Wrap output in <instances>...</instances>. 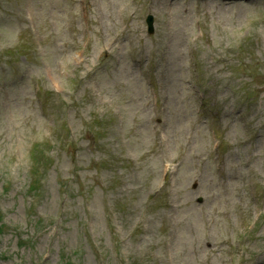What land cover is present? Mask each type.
<instances>
[{
  "label": "rangeland",
  "instance_id": "374dc122",
  "mask_svg": "<svg viewBox=\"0 0 264 264\" xmlns=\"http://www.w3.org/2000/svg\"><path fill=\"white\" fill-rule=\"evenodd\" d=\"M68 1L75 3L72 10L78 39L81 38V33L78 32L79 28L87 27L91 33L90 49L87 51L94 54L92 60L106 56L104 53L100 56L97 55L101 44L108 46L113 40H116L111 47L112 55L95 63L98 66L94 75H86L77 65V48L67 52L62 50L63 39L68 35V26L63 18V10L65 7L69 8L68 4L63 5V0H14L15 5L10 2L7 4V0H0V41L10 42L17 39L19 27L14 23L15 12H22L25 15L23 8L27 7L31 10L33 17L36 14L37 31L34 30L33 37L38 44V49L45 52L42 57L49 60L45 62V66L49 68L48 72L51 78L55 81L58 80L63 89L69 88L74 93L73 97L78 101L76 109L69 114L68 122L78 134L79 159L77 164L80 166L81 176L85 183L84 190H87V186H89L93 191V194L88 197L87 205L91 208L90 222L95 233L97 234L98 231L105 228L104 214H108L111 218L113 213L115 218H118L124 212L131 211L128 196L123 192L124 186L118 182V179H127L133 187V194L141 197L142 205H144L146 204L144 202L146 193L150 189L153 179L158 177L160 150L157 148V136L153 138L151 135L152 129L149 123L152 118L151 105L140 76L141 71L147 70L145 59L153 48L151 40L142 37L143 27L139 22L140 14L148 11L146 8L149 6L150 10L151 8L157 10L156 14L159 15L156 16L159 27L154 37V40L159 43L154 46V50H160V52L153 67L156 69L159 62L163 61L165 73L162 85L168 87L167 98L164 102H167L170 113L166 130L162 134L165 140L162 149L170 151L172 145L175 146L177 143L183 142L193 118L192 102L194 105L196 104L197 92H201L205 97V106L210 108L217 118V127H220L225 138L232 142L233 153L230 157L232 156L233 161L225 164V173L222 177L216 176L212 170L210 157L207 155L206 133H203V129L198 127L197 133L202 132L203 138H200L196 132L192 133V147L189 145L188 159L179 173V185H182L183 192L184 188H191L189 201L193 205L191 211L194 214L191 216L194 220L183 218L180 213V226L173 229L166 245L162 246V240L158 236L153 238L155 233H152L150 238L129 242L123 249V256L128 264L139 259L143 260L142 264H229V258L235 259L234 253L227 250L224 254H218L215 248L220 238H224L227 242L231 240V235L234 232V214L238 207L243 210L245 218L250 214L246 192V182L251 177V172L248 169L250 167L256 170L264 168V126L260 127L261 122L264 121V79L258 80L260 86L257 87L256 102L247 107L240 103L236 96L230 95V92H235L234 86L240 82H235L229 68L233 66V62H236L234 61L236 53L242 50V57H245V52H248L249 56L257 62L255 65L247 63L248 66L252 68L258 66L264 70V11L261 7L264 0L229 5L219 3L217 0H176L175 8H170L172 16L168 14L167 17L166 8L160 0H153L154 2L136 0L133 3L130 0H89L90 11L82 21L77 20V0ZM24 5L26 6L23 7ZM126 13H133V16L127 29L122 31ZM45 15L48 28L41 27L40 19ZM198 16L204 37L190 45L196 34V27L193 26L194 19ZM33 17L26 16L30 22L33 21ZM160 19H163L161 24L159 23ZM256 25L261 28L254 29ZM45 33H48L49 39L57 45L56 47L50 45ZM248 36L255 38L256 41L254 39L245 40V37ZM44 41L48 47L42 44ZM190 47L195 50V58L189 54ZM38 49L37 51H39ZM117 50L118 55H115ZM138 55L143 56L140 71H137L134 62H132L137 59ZM116 58L119 60L114 61ZM192 59L199 67V79L203 81L204 85L196 83L197 77L192 76L190 70ZM26 67H23L17 74L14 73L15 70L9 71L6 76L1 78L2 84L8 89V101L11 103V109L17 115L16 119L20 120L34 112V119L39 120L33 126L27 125L24 128L25 131L22 130V127L16 130L14 137L19 142L18 154L20 157L24 152L22 148H19V145L21 146L23 143V135H39L44 131L46 123L39 117L38 112L33 110L32 102L29 101V97L31 98L29 77L39 75L40 67L35 64V69L28 74ZM66 72H77L75 73L77 75L72 74L74 78L68 79ZM166 82H171L172 89ZM211 84L213 88H210L208 94H205ZM90 86L93 89L97 86V90L104 100L116 102L119 105L124 119L123 123L126 125V133L130 136L127 149H124L120 143L115 144L114 139L105 136L117 127L118 120L115 119L117 114L110 110V105H105L95 98V92L90 89ZM76 87L79 88V92L75 90ZM95 112L101 116L113 118L114 123L108 124L103 130L101 138L99 137L101 142L93 146L94 150L90 149V153L93 154L90 156L88 151L94 144V139L87 135H79V133L82 129L84 132L92 130L95 123H102L103 120H106L105 117L99 120L92 119L90 125L85 126L84 124L89 122V118ZM61 118L62 115H59L53 120L58 121ZM3 122H6V115L0 100V133ZM135 123L138 124V127L133 129L132 125ZM245 124H250V127L257 130L256 136L252 140H248L249 133ZM81 126H83L82 129ZM256 140L259 141V145L254 148L253 144ZM8 149L7 145L0 143V154H5L9 151ZM127 151L137 154L139 163L137 170L133 168L129 156L121 159ZM56 156H58L57 163L64 173L71 171L73 173L75 166L68 161L71 158L63 153H57ZM93 159H103L100 167L92 165L91 160ZM202 159L203 162H201ZM0 162H3L0 165L1 177H6L9 168L7 163L11 160L4 156ZM96 170H103V179L110 186L106 191L96 187L93 176ZM136 174L143 179L141 186L135 185ZM51 176L53 175L51 174ZM47 179L49 185L44 198L38 203L37 211L53 215L56 210L57 187L52 184L53 181L50 180V177ZM116 182L118 188L115 187ZM194 182L198 184V195L204 199L201 204L206 213L203 222L205 228H208V237L205 239H202L199 231L201 221L198 203H194L197 193L192 187ZM204 183L205 187H202L201 190L200 186ZM21 189L22 186L12 185L7 196L1 198L0 217H3L2 224L6 228L0 222V227L2 226L4 230V233L2 232L0 235V264H11L9 260L2 258L6 257L9 251L13 254L20 251L17 258L23 253L16 247L15 239L12 238L15 235L12 227H25ZM15 191L19 192L13 194ZM103 194H106L107 197H103ZM102 204H106L109 211L102 213ZM67 205L72 219L66 225L68 230L63 231L62 235L69 238L73 248V244L80 238L77 231L76 239V228L78 230V224L84 222L87 210L82 207L83 203L79 198V193L77 197H72ZM144 208L145 216L150 217L153 224L159 225L162 212L158 213V209L150 204L145 205ZM135 217L136 214L133 213L132 219ZM175 222L171 221L169 228ZM190 222L193 223L192 227L188 225ZM129 225L128 223L127 229ZM260 230L264 236V224L261 225ZM48 235L49 233L45 235L46 241ZM77 244L78 247L82 245L80 240ZM59 245L60 242L55 244L50 252L51 264L57 263L56 249ZM154 245L157 247H153ZM82 249L86 255L84 264H96L89 248L82 246ZM246 249L244 264H254V262L264 264L262 241L258 245L247 243ZM206 253L208 256L204 261Z\"/></svg>",
  "mask_w": 264,
  "mask_h": 264
}]
</instances>
